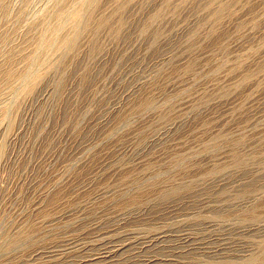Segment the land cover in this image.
<instances>
[{
    "label": "rangeland",
    "instance_id": "374dc122",
    "mask_svg": "<svg viewBox=\"0 0 264 264\" xmlns=\"http://www.w3.org/2000/svg\"><path fill=\"white\" fill-rule=\"evenodd\" d=\"M171 1L134 0L120 38L103 32L66 61L59 42L40 51L36 64L54 70L27 103L0 105V264H264V80L187 102L210 77L234 81L230 66L264 46V0H238L233 24L204 15L198 42L164 26L185 15ZM52 2L11 0L2 30L28 6L16 52L32 48L28 20L53 29ZM150 26L155 42H137ZM254 209L261 220H248Z\"/></svg>",
    "mask_w": 264,
    "mask_h": 264
},
{
    "label": "bare ground",
    "instance_id": "6f19581e",
    "mask_svg": "<svg viewBox=\"0 0 264 264\" xmlns=\"http://www.w3.org/2000/svg\"><path fill=\"white\" fill-rule=\"evenodd\" d=\"M168 1H169V3L172 2L171 0H168ZM192 1L193 0H180L179 3L177 4V7L175 6V10H176V8H178L177 10H179L182 14H185L183 18L180 17V18L175 19V16H171L169 19H166L165 21H163L164 22L163 24L165 27H167L169 25L175 26L177 23H179V25L177 24L178 29H177V31H175V33L176 34L179 33L180 35H178V36H182L184 38L187 35H189L187 38H185V39L183 38L187 42H198V40H195V39L200 38V36L199 35L196 36L197 34H195V30L198 29L201 21L204 20V18H203L204 15H206V17H207L206 19H209L213 24H218L221 21H224L226 19H229L228 21L226 20L228 23L233 24L234 21L232 22L231 20L232 19L234 20L235 17L231 19V17L233 16V9L232 8H233V4L238 3V0H227V1L198 0L197 2L195 1L196 2L195 4ZM133 2H134V0H68L65 3H62V0H53V2H52L53 4L47 8V12H48L47 14H49L51 19L54 21L53 29L51 31H49L46 28V23L43 19V17H45V15L44 16L42 15L43 17H37L35 19L31 18L32 20H30V21L28 20V24L26 26L27 28L23 34V37L30 40L31 42H33L31 45L32 48L29 51L27 49H25V50H21V51L16 52L14 50V42H15V40H17L16 39L17 36L21 35L23 33L22 32L23 30L21 31L20 28H18L16 23H18V21L21 20L25 16L26 11L28 12V10H26L28 6L25 3V6L17 12L15 20H13L15 22V24H13V22H12V24H13L12 26H10V27H7V25L4 26V30H2L0 28L1 29L0 30V49L1 50L0 51H3V54H4V57H2V59H0V105L3 103H6V102H9V104L7 103L9 106H10V104H12L13 107H14V105H17V104L22 105V103H25L27 101V99L34 93L35 89L38 86L42 85V83L44 82V79L46 77H48L50 75V73L54 70L55 64L53 62H52V64H48L49 60H51V59H49L47 61L48 65H46L45 63H44L45 65H43V64L41 65L39 63H38L39 65L36 64V59H37L36 54H38L40 51H44V50L50 51V49L54 47L53 45H55L56 42H59V50L61 52V54L59 52L60 59L62 61H66L67 57L69 58V55H71L72 57L76 56L75 50H76V47L78 48V46H77L78 44H80L81 42H97L99 36L103 32L110 39L117 40L118 38H120L127 28V21L124 18L125 13L128 11H131L132 8L136 5V3H133ZM165 2H166V0H165ZM247 2H248V0H247ZM10 3H11V0H0V21L7 20L9 15L11 17L10 13H11L12 9H11ZM193 6H194V8H193ZM238 6H240V4ZM241 7H243V6H241ZM37 8H38V6H37ZM192 8H193V10H191ZM242 11H243V9H242ZM42 13H43V11H42ZM234 13H236V12H234ZM152 17L156 18V17H158V14L153 15ZM25 18H26V16H25ZM51 19H50V21H51ZM47 20H48V18H47ZM157 20H158V18H157ZM262 20L264 21V14L262 15ZM47 25H48V22H47ZM210 26H212V25H210ZM255 26H257V25H255ZM48 28H49V26H48ZM168 28H166V29H168ZM201 28H203V27H201ZM251 29H254V27H252ZM34 31H37V35H33L34 38H32V34ZM156 31H157V26H154V27L150 26L147 29L140 30V32L138 31L139 33L137 35L136 41L141 42V41H148L149 40V41L155 42V40L153 39L154 37L152 38V36L154 35V33ZM209 32H210V30H209ZM201 33H202V31H201ZM206 33H207V31H206ZM218 35H219V33H218ZM173 36H176V35L174 34ZM195 36H196V38H195ZM18 38H20V37H18ZM156 42H157V40H156ZM160 42H172V39L170 37H161ZM261 42H264V37H263V40ZM189 45H190V43H189ZM249 52H250L251 58L250 57H246V58L240 57L226 71L228 74H231V77H232V75H234V81H232V82L230 81L229 83L226 84L224 82H219L220 79L222 80L223 78H220V79L218 78L217 80H219V81H214V78L209 76L210 80L208 81L207 86L204 88L203 93L195 96L194 98H190V100L187 101L190 103L189 106L192 107L193 105H197V104H207L208 100L210 99L209 97L212 95H216V94L225 95L226 93L230 92L232 96L237 97L238 95L242 94V90H244V89H249L251 87H254V88L256 87V90H257V88L263 89L261 84H262V81L264 80V58H263L264 57V46H259V48L257 47L256 49H253L251 51L249 50ZM50 53H51V51H50ZM55 54H56V51H55ZM46 55L48 56L49 54L47 53ZM260 55H263V57ZM26 59L31 60V62H30L31 64H29L30 66L27 69L20 68V65H18V64H20L23 61H26ZM52 61H53V59H52ZM178 61H180V60H178ZM183 61H185V60H183ZM43 62H45L44 59H43ZM190 65H191L190 62L186 63L184 65V69L188 70L189 67H191ZM23 67H24V65H23ZM226 67H229V66H226ZM232 80H233V78H232ZM240 91H241V93H240ZM227 95L228 94H226V96ZM254 96H255V94H254ZM226 98H225V100H226ZM230 98H232V97H230ZM232 99H234V98H232ZM209 101H211V100H209ZM238 101L239 100H237L236 103H239ZM146 103L147 102H144L141 105H144ZM263 104H264V102H263ZM235 108H236V106H235ZM240 108L241 107H239L238 109H240ZM8 110H11V107ZM5 112H7V111H5ZM5 118H7V116H5ZM3 120L4 119H2V121ZM5 124H4V126H5ZM10 125H11V123H10ZM7 126L10 127L9 125H7ZM7 129H9V128H7ZM5 132H6V128H5ZM261 132H262V134H264V125H263ZM5 137H7V136H5ZM12 139H13V136H12ZM239 139H241V138H239ZM2 150H3V148H2ZM231 153H232V151H231ZM232 159H233V163H235V164L240 163L242 160V158L238 154V152L233 153ZM255 211H257V210L256 209H254L253 211L251 210L247 214L248 215L247 218L249 221H258V219H260L259 218L260 215L257 214L259 211L258 212H255ZM208 223H211V222H208ZM212 224H214V222ZM184 240L186 241V238ZM263 248H264V242H263ZM259 260H262V258Z\"/></svg>",
    "mask_w": 264,
    "mask_h": 264
}]
</instances>
